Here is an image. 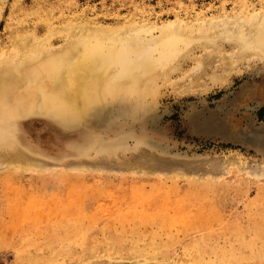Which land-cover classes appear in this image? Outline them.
Listing matches in <instances>:
<instances>
[{
	"label": "rangeland",
	"instance_id": "obj_1",
	"mask_svg": "<svg viewBox=\"0 0 264 264\" xmlns=\"http://www.w3.org/2000/svg\"><path fill=\"white\" fill-rule=\"evenodd\" d=\"M262 14L264 0H0V72L14 37L49 28L65 27L53 50L70 26L120 30L133 61L164 24L197 38L82 123L16 103L10 120L0 103V264H264V47L237 52ZM225 29L207 58L203 35Z\"/></svg>",
	"mask_w": 264,
	"mask_h": 264
},
{
	"label": "bare ground",
	"instance_id": "obj_2",
	"mask_svg": "<svg viewBox=\"0 0 264 264\" xmlns=\"http://www.w3.org/2000/svg\"><path fill=\"white\" fill-rule=\"evenodd\" d=\"M257 18L259 19L251 22L254 25L263 24L264 30V14ZM196 25L203 31L205 21H198ZM61 26L60 24L59 28ZM63 27L61 30L49 28L43 41L37 40L36 37L31 38L34 34L14 37L13 53L16 54L11 55V61L5 64L0 72V103L9 106L8 114L3 115L5 118L11 120L17 116L18 110L13 105L16 103L23 106L25 112H43L59 118L65 124L82 123L90 117L94 105L110 98L124 96V93L130 90L139 89L144 81L148 80V76L154 77L157 70L165 71L173 62L171 60L178 53H182V49H188L197 39L192 37L190 25H183L179 21L164 24L160 27L161 40L153 47L151 56L148 53L150 60L147 58L133 61L130 53L134 51V47L120 30L83 28L74 31L70 26L68 30L66 28V44L59 49H51L49 42L52 36L61 34ZM151 29L147 28L143 32L147 33ZM243 34L241 47L237 51L239 54L264 47V32L258 34V39L251 31H248L247 35ZM228 36L231 34L227 29L215 37H208L206 33L203 35L202 39L209 54L207 58H211L214 53L216 40L219 37L229 38ZM31 65L34 67L32 66L31 74L25 83H15L13 80ZM9 92L13 98L8 96ZM8 160L10 161L9 158Z\"/></svg>",
	"mask_w": 264,
	"mask_h": 264
}]
</instances>
